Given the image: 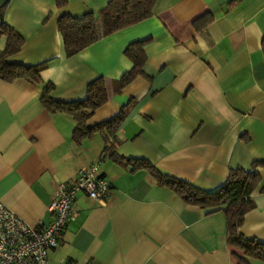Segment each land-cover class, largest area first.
Returning a JSON list of instances; mask_svg holds the SVG:
<instances>
[{
	"label": "crops",
	"instance_id": "crops-1",
	"mask_svg": "<svg viewBox=\"0 0 264 264\" xmlns=\"http://www.w3.org/2000/svg\"><path fill=\"white\" fill-rule=\"evenodd\" d=\"M109 2L0 0V23L25 40L8 62L45 64L40 79L55 85V101L84 100L100 77L121 80L134 66L129 45L148 41L144 74L121 92L112 87L89 121L124 113L115 144L100 132L77 146L75 121L44 107L40 84L0 78V203L31 226L50 224L57 186L98 164L111 193L104 204L77 195L79 217L48 264H238L226 214L185 204L137 161L207 189L242 168L259 173L264 189V0H158L149 19L68 57L60 18L98 15ZM6 45L2 36L0 53ZM254 200L241 232L264 243V191Z\"/></svg>",
	"mask_w": 264,
	"mask_h": 264
},
{
	"label": "trees",
	"instance_id": "trees-1",
	"mask_svg": "<svg viewBox=\"0 0 264 264\" xmlns=\"http://www.w3.org/2000/svg\"><path fill=\"white\" fill-rule=\"evenodd\" d=\"M158 0H110L100 14L86 13L81 17L64 15L58 22L63 36L65 50L68 57H73L101 40L105 35L115 33L139 24L154 14ZM59 5L62 2H58ZM214 17L208 16L203 23H195L196 30L205 29ZM7 37L6 49L0 53V78L7 82L27 78L42 86L41 102L51 113H62L75 121L73 141L77 146L91 140L96 133L102 132L106 141L115 144L116 132L124 120V113H120L111 120L97 125H90L89 121L97 110L109 102L112 87L115 92H121L138 76L144 74L146 64L145 47L148 41H140L129 45L127 57L133 62L132 70L121 80L113 83L100 77L87 87L84 100L72 103L55 101L51 93L55 85L45 83L40 79L41 71L46 65L26 67L14 65L8 59L19 53L24 46V38L5 22L0 23V38ZM112 143V144H113ZM114 145L105 151L111 152ZM115 148V147H114ZM116 153V152H115ZM112 153V157L117 154ZM118 156V155H117ZM139 166L147 170L165 188L175 192L187 205L198 207L211 214L224 212L228 220V244L234 249L238 264H252L254 261L264 263V243L256 239H249L241 232L246 215L255 209L254 193L264 191L262 177L257 172H246L242 168L232 170L225 184L219 189H207L183 178L173 176L158 169L147 160H138Z\"/></svg>",
	"mask_w": 264,
	"mask_h": 264
},
{
	"label": "built area",
	"instance_id": "built-area-1",
	"mask_svg": "<svg viewBox=\"0 0 264 264\" xmlns=\"http://www.w3.org/2000/svg\"><path fill=\"white\" fill-rule=\"evenodd\" d=\"M112 185L98 164L82 168L71 184L60 183L52 196L50 224L31 226L0 203V264H48L49 252L56 249L66 228L77 221L78 194L106 203Z\"/></svg>",
	"mask_w": 264,
	"mask_h": 264
}]
</instances>
